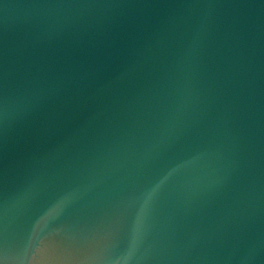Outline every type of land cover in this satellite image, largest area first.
Returning a JSON list of instances; mask_svg holds the SVG:
<instances>
[{"label": "water", "instance_id": "obj_1", "mask_svg": "<svg viewBox=\"0 0 264 264\" xmlns=\"http://www.w3.org/2000/svg\"><path fill=\"white\" fill-rule=\"evenodd\" d=\"M0 264H264V0H0Z\"/></svg>", "mask_w": 264, "mask_h": 264}]
</instances>
